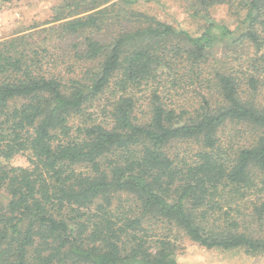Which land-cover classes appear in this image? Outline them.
Listing matches in <instances>:
<instances>
[{
	"label": "trees",
	"instance_id": "1",
	"mask_svg": "<svg viewBox=\"0 0 264 264\" xmlns=\"http://www.w3.org/2000/svg\"><path fill=\"white\" fill-rule=\"evenodd\" d=\"M110 1L56 18L55 32L83 40L79 70L51 71L26 36L0 42V264H177L180 233L264 252V108L250 100L257 79L234 66L252 50L264 73V0H190L207 20L195 37L132 0L101 8ZM224 4L240 34L218 57L209 17ZM185 72L206 88L188 103L174 101ZM229 122L253 140L223 146ZM182 144L196 146L189 158ZM18 155L26 167L9 164Z\"/></svg>",
	"mask_w": 264,
	"mask_h": 264
},
{
	"label": "rangeland",
	"instance_id": "2",
	"mask_svg": "<svg viewBox=\"0 0 264 264\" xmlns=\"http://www.w3.org/2000/svg\"><path fill=\"white\" fill-rule=\"evenodd\" d=\"M118 1L120 0H111L101 8ZM132 1L134 3L130 7L136 11L167 23L176 30L184 31L192 37L200 35L207 26V20L201 14L196 15L192 10L189 4L190 0ZM100 2H103V0H10L7 3L0 2V42L13 37L26 36L25 43L36 48L39 55L46 58L47 68L51 71L66 73L70 69L79 70L78 67L82 63L78 61L76 54L81 52L83 40L80 36H63L55 32L62 22H57L56 18H62L65 21L85 16L94 12V10H90L89 6H95ZM68 15L74 16L66 19ZM109 16L117 17L115 13H111ZM209 18L216 26V36L211 47L218 57H223L229 52L228 50L233 51L232 40L233 37L240 34V20L238 18L241 19V14L234 15L229 5L224 4L212 8ZM117 21H120L121 24L124 23V20L121 19H117ZM111 26L109 22V30L112 28ZM48 28L54 30L44 32ZM221 30L230 33L222 35ZM101 34H103V38H106L107 31ZM260 53L264 54V48ZM258 57L259 55L255 56L252 50L249 52L239 50V56L237 61L234 62V66L237 70L244 71L247 75L257 79L254 95L252 96V92L245 86V97L243 94L242 97L248 99L247 97L252 96L253 99L250 100H253L259 107L264 108V73H257L253 69L257 68L255 61H251L248 66L249 60H255ZM238 78H240V75H238ZM177 86L174 101L179 99L188 103L195 99L198 100L199 93L206 91V88H203L205 85L191 82L186 72L185 76L180 81L178 80ZM254 135L255 130L250 125L229 122L221 130L220 139L221 144L225 147H240L248 145L253 140ZM195 149L194 144H182L179 152L189 158ZM9 164L11 166L26 167L27 161L24 156L18 155ZM122 200H126L125 195L122 196ZM178 236L175 255L177 264H264V252L248 254L242 249H206L191 242L181 233Z\"/></svg>",
	"mask_w": 264,
	"mask_h": 264
}]
</instances>
